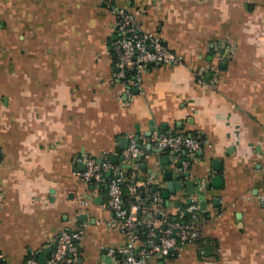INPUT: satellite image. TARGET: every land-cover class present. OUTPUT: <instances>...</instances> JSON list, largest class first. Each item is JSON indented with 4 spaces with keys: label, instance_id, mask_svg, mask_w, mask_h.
<instances>
[{
    "label": "crops",
    "instance_id": "crops-1",
    "mask_svg": "<svg viewBox=\"0 0 264 264\" xmlns=\"http://www.w3.org/2000/svg\"><path fill=\"white\" fill-rule=\"evenodd\" d=\"M114 8L180 57L144 67L131 101L113 77ZM164 133L203 146L171 154L157 147ZM138 136L145 155L127 160ZM84 155L125 175L131 168L127 191L136 184L142 197L150 176L164 194L174 170L181 189L169 199L161 191L169 217L198 203L200 238L147 264H264V0H0L2 264H26L31 251L47 260L64 230L82 231L81 264H124L106 254L128 237L108 206V182L80 176ZM179 160L189 161L183 172ZM140 219L161 225L151 207Z\"/></svg>",
    "mask_w": 264,
    "mask_h": 264
},
{
    "label": "built area",
    "instance_id": "built-area-1",
    "mask_svg": "<svg viewBox=\"0 0 264 264\" xmlns=\"http://www.w3.org/2000/svg\"><path fill=\"white\" fill-rule=\"evenodd\" d=\"M113 12L117 32L112 43L116 56L113 77L123 82L128 101H131L134 99L135 89H141V71L144 67L176 65L180 62V57L170 50L160 35L145 31L133 13L117 8ZM156 142L161 150H167L171 154L185 151L190 156L196 155L203 146L202 140L186 133H164L157 137ZM144 155L143 145L139 146L137 139L132 138L124 151L125 158L135 160ZM78 160L85 166L79 173L85 181L108 182V206L128 237L126 245L106 248L108 256H118L123 259L124 264H147L153 257L174 255L184 244L200 238L197 222L201 218V210L196 201L192 200L185 206L179 205L176 217H169L165 212L161 191L153 188V176L144 184L145 194L142 197L136 184H130L127 193L124 191L126 175L107 158L99 161L96 157L84 155ZM188 164L189 161L182 160V167L178 170L185 171ZM126 195L129 196L127 200ZM258 200L264 204V192L258 195ZM146 204H150L159 213L161 225L147 227V233L141 237L143 226L140 215L145 211ZM81 236V230L62 231L45 264H81ZM26 264H41L35 251L28 254Z\"/></svg>",
    "mask_w": 264,
    "mask_h": 264
},
{
    "label": "water",
    "instance_id": "water-1",
    "mask_svg": "<svg viewBox=\"0 0 264 264\" xmlns=\"http://www.w3.org/2000/svg\"><path fill=\"white\" fill-rule=\"evenodd\" d=\"M137 143H138V145L139 146H141L142 145V141H141V139H140V136H138V140H137ZM115 157L116 156H112V161H114V159H115ZM140 157H142V156H139V158ZM180 168V167H182V160H179L177 163H176V165H175V168ZM110 174H108V176H109ZM182 175L183 176H186V177H189V172H184L183 174L181 173V174H177V177L178 178H181L182 177ZM166 178L170 181L169 182V184H168V189L164 192V194H163V196H164V198H166V199H169V197H170V193H174V192H176V190L177 189H181V187H182V183H176L175 181H174V176H175V171L174 170H170V171H168V172H166ZM217 180H219V179H217L216 178V181ZM195 181L194 180H189V181H187L186 182V186H188L189 187V190H188V194H190V195H192V194H194V188H195ZM192 202V200H189V203H191ZM188 203V204H189ZM46 257H47V252H45L44 253V256H42L41 257V260H40V263L41 264H45L46 263Z\"/></svg>",
    "mask_w": 264,
    "mask_h": 264
},
{
    "label": "trees",
    "instance_id": "trees-1",
    "mask_svg": "<svg viewBox=\"0 0 264 264\" xmlns=\"http://www.w3.org/2000/svg\"><path fill=\"white\" fill-rule=\"evenodd\" d=\"M132 174H133V170L131 168H128L126 170V182L123 184V189L124 191L127 193V184L130 183L132 181ZM156 187L157 189H159L160 191H162V189L159 186L153 185V188ZM163 194V191H162ZM129 196L126 195V200ZM186 204H182V206H185ZM150 207V204H146L144 210L148 209ZM145 233H147V227L143 226V229L140 232V236L144 237ZM0 264H2V261L0 260Z\"/></svg>",
    "mask_w": 264,
    "mask_h": 264
}]
</instances>
